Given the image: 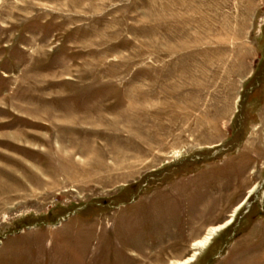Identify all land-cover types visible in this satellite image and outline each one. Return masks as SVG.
Here are the masks:
<instances>
[{
	"label": "rangeland",
	"instance_id": "obj_1",
	"mask_svg": "<svg viewBox=\"0 0 264 264\" xmlns=\"http://www.w3.org/2000/svg\"><path fill=\"white\" fill-rule=\"evenodd\" d=\"M193 256L264 264V0H0V264Z\"/></svg>",
	"mask_w": 264,
	"mask_h": 264
},
{
	"label": "bare ground",
	"instance_id": "obj_2",
	"mask_svg": "<svg viewBox=\"0 0 264 264\" xmlns=\"http://www.w3.org/2000/svg\"><path fill=\"white\" fill-rule=\"evenodd\" d=\"M244 203L241 204V206L243 205ZM241 206H239L238 208H236V210L234 211V213H236L240 208ZM234 213L232 215V217L224 224V225H221V226H218V227H214V228H211L208 232V234L201 240L197 241L195 244H194V247L197 249V248H205L209 243L210 241L212 240V236L216 233V232H219L223 229H225L227 226H229L232 222H233V216H234ZM197 254V253H196ZM194 257H191L189 258L188 260H186L184 263H181V264H189L191 262H193L194 260Z\"/></svg>",
	"mask_w": 264,
	"mask_h": 264
}]
</instances>
